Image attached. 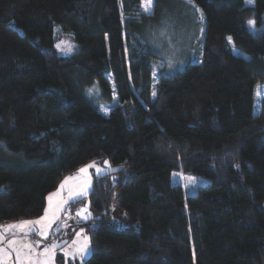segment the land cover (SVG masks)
<instances>
[{
    "label": "trees",
    "instance_id": "1",
    "mask_svg": "<svg viewBox=\"0 0 264 264\" xmlns=\"http://www.w3.org/2000/svg\"><path fill=\"white\" fill-rule=\"evenodd\" d=\"M177 1L197 9L200 58L153 85L159 0H0V225L107 162L72 203L90 211L83 264H264V0Z\"/></svg>",
    "mask_w": 264,
    "mask_h": 264
},
{
    "label": "rangeland",
    "instance_id": "2",
    "mask_svg": "<svg viewBox=\"0 0 264 264\" xmlns=\"http://www.w3.org/2000/svg\"><path fill=\"white\" fill-rule=\"evenodd\" d=\"M158 4L159 17L143 30L149 47L161 58L155 63L153 85L156 83L157 73L161 74L160 69L163 74L168 76L182 69L187 60L200 58L199 38H195L199 32L197 25H200L199 20L196 23L197 9L177 0H159ZM250 28L253 29V26L251 25ZM75 48L76 45L66 33H62L54 45V49L59 55H70ZM258 85L264 84H257L254 88L256 105L264 95V89L261 90V94H258ZM109 109V104H101L102 113L107 114ZM92 164L94 167H87ZM82 168H86V172H81ZM109 168L107 163L103 165L88 163L80 167L61 180L52 193H58V195L53 196L51 202L49 201L50 195L46 196L45 207L40 216L16 221L13 224L16 225L15 227L0 225V240L6 238L5 242L0 244V249H4V253L0 254V264H45V261L46 264H83L90 253L81 258L76 253V249L85 243V237L88 238L85 227L81 225L89 220L90 211L87 202L79 205L72 203L88 194L93 175L105 173ZM98 169L99 171H97ZM173 180L180 183L187 192L192 191L195 185L201 181L198 177L182 172L174 173ZM64 201L66 203H62ZM58 204L61 205V208L59 211H55ZM45 209L49 210L47 217L39 224L20 225L22 221H37L41 217H45ZM54 211L55 215H53ZM78 211L80 215H77ZM85 216L89 218L85 220ZM42 232L46 234L42 235ZM10 240H15L16 243L10 245ZM74 241L76 243H73ZM87 242L90 248L89 238ZM24 245H31V249ZM52 245H57V247L52 248ZM45 248L51 249L50 253L44 254ZM13 249L21 250L20 261L16 260V251ZM65 252L68 255H65ZM8 254L10 255L5 261L3 257ZM25 255L30 258L25 259Z\"/></svg>",
    "mask_w": 264,
    "mask_h": 264
},
{
    "label": "snow or ice",
    "instance_id": "3",
    "mask_svg": "<svg viewBox=\"0 0 264 264\" xmlns=\"http://www.w3.org/2000/svg\"><path fill=\"white\" fill-rule=\"evenodd\" d=\"M189 2L191 3L192 0H189ZM252 2H253V0H246V3H248V4H251ZM151 7H152V0H142L141 8L143 9L144 12L150 13ZM203 18H204L203 17V13H201L200 19L203 20ZM247 23L251 26V25L254 24V21L253 20H248ZM228 39H229V42L231 43V37H229ZM58 47H59V45H58ZM262 89H264V85H258L257 86L258 94H261V90ZM153 95H155V93H153ZM105 163H107V162H105ZM87 167H94V164L89 165ZM80 171L81 172H86V168H82V169H80ZM97 171H99V169ZM61 187L63 188V185H61ZM56 195H58V193L50 194L49 201L51 202L53 196H56ZM62 203H66V201H64ZM60 208H61L60 204L56 205L55 211H59ZM48 211H49L48 209H45V217H41L40 220H37V221H22V222H20V225L23 226L25 224H39L41 222V220L46 219ZM55 211H54L53 215H55ZM81 211H83V210H81ZM77 215H80L79 211L77 212ZM84 218L87 219L86 216ZM15 226L16 225H12L10 227H15ZM41 234L45 235L46 233L42 232ZM77 235H79V233H77ZM84 239H85V243L81 247L76 249V253H78L81 256V258L85 257L90 252V248H89L88 242H87L88 238L85 237ZM15 243H16L15 240H10L9 241L10 245L15 244ZM73 243H76V242L74 241ZM24 247H27V248L31 249V245H24ZM55 247H57V245H52V248H55ZM13 250L16 251V260L20 261L21 260V250H16V249H13ZM50 251H51V249L45 248L44 249V254H48V253H50ZM2 253H4V249H0V254H2ZM65 255H68V253L65 252ZM24 258L25 259H29L30 257L25 255ZM45 264H46V261H45Z\"/></svg>",
    "mask_w": 264,
    "mask_h": 264
},
{
    "label": "crops",
    "instance_id": "4",
    "mask_svg": "<svg viewBox=\"0 0 264 264\" xmlns=\"http://www.w3.org/2000/svg\"><path fill=\"white\" fill-rule=\"evenodd\" d=\"M52 193H53V191L50 192L49 195L52 194ZM47 195H48V194H47ZM46 200H47V199H46ZM89 217H90V216H89ZM89 217H88V218H89ZM88 218H87V219H88ZM87 219H85V220H87ZM13 224H14V222H11V223H8V224H4V225L6 226V225H13ZM5 239H6V238H5ZM5 239H4V238H1V240H0V244H3V243L5 242ZM89 253H90V252H89ZM89 253H88V254H89ZM9 255H10V254H8L7 256H4L3 259L6 261V259H7V257H8ZM89 255H90V254H89ZM89 255H88V256H89ZM88 256H87V257H88ZM87 257H86V258H87Z\"/></svg>",
    "mask_w": 264,
    "mask_h": 264
}]
</instances>
